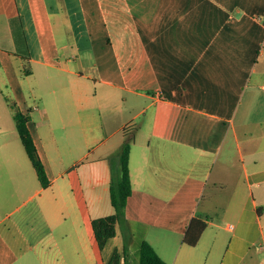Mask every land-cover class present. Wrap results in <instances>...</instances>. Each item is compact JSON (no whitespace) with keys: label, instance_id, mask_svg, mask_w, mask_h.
I'll return each instance as SVG.
<instances>
[{"label":"crops","instance_id":"0c3cea01","mask_svg":"<svg viewBox=\"0 0 264 264\" xmlns=\"http://www.w3.org/2000/svg\"><path fill=\"white\" fill-rule=\"evenodd\" d=\"M131 125L128 264L143 240L166 264H264V0H0V264L121 251L91 221Z\"/></svg>","mask_w":264,"mask_h":264},{"label":"trees","instance_id":"16d2710c","mask_svg":"<svg viewBox=\"0 0 264 264\" xmlns=\"http://www.w3.org/2000/svg\"><path fill=\"white\" fill-rule=\"evenodd\" d=\"M26 69H24L25 71ZM14 111L15 127L24 148L31 159L36 170L39 182L42 186L49 184L43 163L35 147L31 134L27 128V116L11 103ZM134 139V126H127L123 129V142L118 150V162L111 165V178L109 192L113 212L107 215L93 218L91 226L95 241L100 250L103 249L108 239L114 237L117 231V225L121 227L123 244L121 251L115 250L108 264H119L120 256H124L125 264H128L126 251L130 240V231L125 215V206L127 199L132 192V184L129 172V155L131 143ZM206 224L204 221L193 218L183 236V241L189 245H195L204 230ZM138 264H166L165 260L157 253L153 245L143 240L139 247Z\"/></svg>","mask_w":264,"mask_h":264},{"label":"rangeland","instance_id":"374dc122","mask_svg":"<svg viewBox=\"0 0 264 264\" xmlns=\"http://www.w3.org/2000/svg\"><path fill=\"white\" fill-rule=\"evenodd\" d=\"M117 230H118L117 235L107 240L106 245H105L106 249H109L111 244L114 245V243H119L120 242L119 234H120V231H121V227L119 225H117ZM121 233H122V231H121Z\"/></svg>","mask_w":264,"mask_h":264}]
</instances>
